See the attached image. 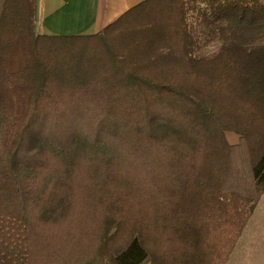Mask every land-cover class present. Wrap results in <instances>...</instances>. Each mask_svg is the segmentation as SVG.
<instances>
[{
    "label": "trees",
    "instance_id": "16d2710c",
    "mask_svg": "<svg viewBox=\"0 0 264 264\" xmlns=\"http://www.w3.org/2000/svg\"><path fill=\"white\" fill-rule=\"evenodd\" d=\"M37 11L0 0V264H227L264 195V0L79 37Z\"/></svg>",
    "mask_w": 264,
    "mask_h": 264
},
{
    "label": "crops",
    "instance_id": "0c3cea01",
    "mask_svg": "<svg viewBox=\"0 0 264 264\" xmlns=\"http://www.w3.org/2000/svg\"><path fill=\"white\" fill-rule=\"evenodd\" d=\"M146 0H37L42 36H93ZM239 143V139L236 145Z\"/></svg>",
    "mask_w": 264,
    "mask_h": 264
},
{
    "label": "rangeland",
    "instance_id": "374dc122",
    "mask_svg": "<svg viewBox=\"0 0 264 264\" xmlns=\"http://www.w3.org/2000/svg\"><path fill=\"white\" fill-rule=\"evenodd\" d=\"M216 50L212 47L206 51ZM230 144L238 141L235 134H228ZM227 264H264V195L260 199Z\"/></svg>",
    "mask_w": 264,
    "mask_h": 264
}]
</instances>
